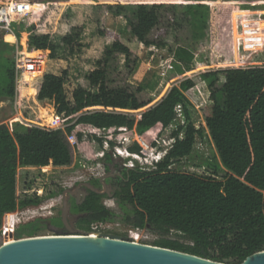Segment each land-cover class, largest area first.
<instances>
[{
	"label": "trees",
	"instance_id": "obj_1",
	"mask_svg": "<svg viewBox=\"0 0 264 264\" xmlns=\"http://www.w3.org/2000/svg\"><path fill=\"white\" fill-rule=\"evenodd\" d=\"M93 8L121 16L127 33L145 48L167 47L166 39L177 27V7L173 2L115 1L96 3ZM209 8L205 2L185 5L186 15L199 31L203 32ZM11 11L12 6L10 15ZM55 11L39 6L29 27L14 23L11 30L16 40L20 33L28 32V46L49 51V58L53 59L56 45L49 35H37L36 31L45 27L41 19H51ZM80 34L81 28H72L61 44L71 49L77 45ZM98 35L109 38L110 44L86 76L88 90L76 86L68 92L65 71L59 75L45 74L29 90L35 100L52 102L56 116L65 126L63 131L39 128L22 114L20 118L33 127L15 124L10 132L6 125H0V227L5 214L42 202L38 197L16 196L18 167H37L44 172L49 166L67 167L73 154L66 137L77 128L125 129L142 136L156 127L167 129L180 106L186 125L174 129L170 137L173 143L164 157L151 170L125 168L121 176L110 179L113 207L104 202L108 197L90 191L80 205L73 203L72 212L78 215L77 229L89 233L95 223L120 221L126 227L147 228L159 234L161 237L151 246L222 264H241L247 257L264 251V66L208 71L188 77L195 71L196 41L201 35L193 34L190 39L176 37L168 53L170 74L177 83L153 104L144 87L129 82L139 58L118 35L107 30L98 31ZM10 37L13 49L15 40ZM25 41L22 34V46ZM203 84L209 114L205 127L196 129L185 93H193ZM2 87L0 95L13 102L15 76L10 60ZM13 122L21 121L17 117ZM75 136L79 143L81 133ZM88 136L102 143L101 138ZM199 141H207L215 150V155L204 162V176L174 170V164L192 157ZM127 151L139 155L141 148L134 142ZM104 160L109 163L108 153ZM217 161L225 173L220 171ZM53 221L61 222L60 217L49 221L37 219L19 226L17 231L33 237ZM170 233L178 239L166 237ZM12 241L16 240L7 243Z\"/></svg>",
	"mask_w": 264,
	"mask_h": 264
},
{
	"label": "rangeland",
	"instance_id": "obj_2",
	"mask_svg": "<svg viewBox=\"0 0 264 264\" xmlns=\"http://www.w3.org/2000/svg\"><path fill=\"white\" fill-rule=\"evenodd\" d=\"M115 1L173 2L177 7V27L166 39L168 46L160 49L145 48L127 33L125 22L121 16H113L93 8L96 3H112ZM198 2H205L210 5L203 32L199 31L198 26H195L185 13L186 4ZM11 6L13 23H18L23 28L31 25L37 7L49 6L56 9L51 19H41L45 27H40L36 34L49 35L51 41L57 47L53 59L49 58V51H44L47 62L43 75H59L65 71V85L68 92L76 86L86 90L89 89L86 76L92 69L94 61L100 57L103 49L110 44V39L98 35V31L107 30L118 35L122 42L139 58L134 73L129 77V82L144 87L153 99V104L165 95L173 84L177 83V80L172 79L173 77L170 74L171 58L168 53V48L173 47L174 38L176 37L180 38L181 36L182 39L183 37L190 39L193 34L201 35L196 41V56L193 62L195 71L191 72L188 77H195L208 71L264 66V0L246 2H230L227 0H0V8L8 9ZM74 27L81 28V34L77 45L70 49L61 44V39L68 35ZM6 33L5 30L0 31V93L4 84L7 62L12 59V40L10 35ZM22 34H25L26 37L24 46L21 45ZM28 36V32L20 33L16 43L24 52L30 53L32 49L27 44ZM42 78L43 76L35 82L28 81L30 83L25 84L23 89L15 90L13 102L0 95V125H6L10 132L14 129L15 124L18 126L21 124L30 125L20 118V114L38 126L49 125L51 118L55 115L52 102H39L29 92L30 88L40 83ZM185 97L189 111H191V121L194 123L195 128H204L205 117L209 114L205 84L198 85L193 93H185ZM221 99L220 96L219 101ZM17 117L21 122H13ZM185 125L182 109L179 108L176 111L175 121L167 129L161 130L156 127L151 129L148 134L145 133L143 136L149 143V148L141 149V153L144 155L141 156L140 153V161L135 160L130 153H126V148L136 142L132 132L115 131L113 134L105 133V137L108 139L110 137L113 144V146L109 144L107 150L103 149V143L99 144L95 139H90L88 135H82L77 147L72 151L71 165L61 168L49 166L45 172L37 167H18L15 174L16 196L21 197L22 190L27 188L30 195L33 190H42V202L49 199H61L62 202L63 191L73 189L83 183L101 191L97 182L108 174L104 170L105 153H108L110 159L116 161L119 167L129 169L139 167L142 170H151L155 161H158L159 157H163V151L168 149L174 129ZM182 136L183 133H180L179 138H182ZM156 142V146H153ZM195 151L191 158L183 159L174 164V170L204 176L206 171L204 162L215 155V150L213 145L207 143V141H199L195 146ZM117 152H122L121 156H118ZM217 163L220 171L225 173L218 161ZM107 183L111 185V181L108 180ZM48 194L51 197L47 196ZM104 202L108 207L114 205L110 197L106 198ZM69 203L71 205L70 216L78 217L77 214L72 212L74 201L70 199ZM56 209L53 210L54 216L45 220L59 218L60 213ZM115 212L118 213L116 208ZM77 222L78 220L74 223L72 229L82 234H88L84 230L77 229ZM60 231H65L61 222L53 221L46 228L36 232L33 237L52 236ZM100 231L103 235L126 238L129 241L143 245H150L161 237L147 228L137 231L126 227L120 221H116L111 229ZM89 232V234L95 235L91 229ZM166 237L178 239L172 233ZM23 238L30 237L26 234L22 235L17 229L10 230L0 227V246L10 240Z\"/></svg>",
	"mask_w": 264,
	"mask_h": 264
},
{
	"label": "water",
	"instance_id": "obj_3",
	"mask_svg": "<svg viewBox=\"0 0 264 264\" xmlns=\"http://www.w3.org/2000/svg\"><path fill=\"white\" fill-rule=\"evenodd\" d=\"M81 186L96 194H104L106 189L102 185L103 191H98L83 183L74 191ZM70 196H76L73 189L63 192L59 211L64 233L5 243L0 246V264H222L118 236L79 233L72 229L78 217L70 216ZM241 264H264V251L247 257Z\"/></svg>",
	"mask_w": 264,
	"mask_h": 264
},
{
	"label": "built area",
	"instance_id": "obj_4",
	"mask_svg": "<svg viewBox=\"0 0 264 264\" xmlns=\"http://www.w3.org/2000/svg\"><path fill=\"white\" fill-rule=\"evenodd\" d=\"M13 20L11 18V15L7 12V9L0 8V31L5 30L7 33L13 34L11 30V26L13 25ZM12 66L14 70V76H15V90L18 91L19 89H23L25 84H29L32 81L35 82L40 79V77L44 76L46 62H47V56L44 54V51L40 50H32L30 53L24 52L21 47L18 46L16 43L15 49L12 51ZM181 108L180 106L176 107L177 109ZM23 125V124H21ZM28 128L33 127V125H23ZM38 126V125H37ZM39 128L47 129V130H60L63 131L65 126L61 123L60 119L56 116V114L51 118V121L49 125L47 126H38ZM117 131H124L127 132L125 129H118ZM79 132L83 136L87 135H93L97 138L102 139L103 143V149L107 150V146H109V143L111 142V139L105 137V133L113 134L115 132L114 129L109 130H103V129H96L92 128L91 126L87 127H79L75 130L74 133H71L66 137L67 142L69 143L70 147L72 148V151H74L75 147H77V140L75 134ZM132 132L135 136V143L139 145V147L143 150L149 148V143L144 138V136H138L133 131ZM149 132V131H148ZM146 132V134H148ZM104 134V135H103ZM173 143V140L170 139V143L168 145V149L171 147V144ZM157 142L155 143L156 146ZM163 151L164 155L167 153V150ZM125 151V150H124ZM126 153H129L126 148ZM122 152H117L118 156H121ZM132 157L135 158V160L140 161V157L144 154L141 153L139 155L130 154ZM164 155H162L164 157ZM163 157H159L158 161H155V163L159 162ZM41 169V168H39ZM42 170V169H41ZM31 195L29 193V190L27 188H24L22 190L21 196H29V197H43V191H31ZM264 193V192H263ZM61 199H49L46 202H41L40 204L36 206L27 207L25 209H16L13 212L7 213L2 218V225L1 227H5L10 230H15L19 226L26 224L28 222L37 220V219H46L51 218L54 216L53 210L56 209L57 212L60 210L61 207ZM112 223H95L91 225L90 229L95 235H103L101 234L100 230H109L112 228ZM138 231V229H135ZM90 233V232H89ZM88 233V234H89ZM92 233V234H93ZM105 235V234H104ZM132 242V241H131ZM133 243H136L133 241Z\"/></svg>",
	"mask_w": 264,
	"mask_h": 264
},
{
	"label": "flooded vegetation",
	"instance_id": "obj_5",
	"mask_svg": "<svg viewBox=\"0 0 264 264\" xmlns=\"http://www.w3.org/2000/svg\"><path fill=\"white\" fill-rule=\"evenodd\" d=\"M117 162L110 159L109 163L104 162V170L108 173L107 175L103 176L100 180H98V188L99 190L103 191L102 185H105L106 189L104 190V194L106 197H110L113 194V189L110 184L107 183L108 180L115 178L116 176H121V174L125 171V168H122L117 166ZM77 187V186H76ZM73 188V192L76 196H70L69 200L72 199L74 201L75 205H80L85 198L88 195V189L81 186L79 190L76 192L74 191L75 188ZM64 192V191H63ZM83 193L85 194V197L83 196ZM78 216V215H77ZM65 231H60L59 233H64Z\"/></svg>",
	"mask_w": 264,
	"mask_h": 264
},
{
	"label": "crops",
	"instance_id": "obj_6",
	"mask_svg": "<svg viewBox=\"0 0 264 264\" xmlns=\"http://www.w3.org/2000/svg\"><path fill=\"white\" fill-rule=\"evenodd\" d=\"M6 34L12 36V37L14 38V40H15V44H16L17 40H16V38L14 37V35H13V34H10V33H6ZM15 46H16V45H14V48L12 49V51L15 49ZM9 51H11V50H9ZM29 168H30V167H29Z\"/></svg>",
	"mask_w": 264,
	"mask_h": 264
},
{
	"label": "bare ground",
	"instance_id": "obj_7",
	"mask_svg": "<svg viewBox=\"0 0 264 264\" xmlns=\"http://www.w3.org/2000/svg\"><path fill=\"white\" fill-rule=\"evenodd\" d=\"M7 12L9 13V8L7 9ZM25 239H28V238H25ZM21 240V239H20ZM17 241V240H16ZM15 241H12V242H9V243H14ZM7 243V244H9Z\"/></svg>",
	"mask_w": 264,
	"mask_h": 264
}]
</instances>
